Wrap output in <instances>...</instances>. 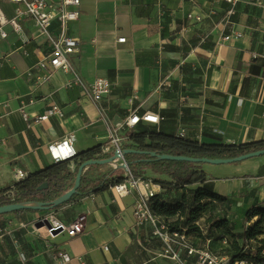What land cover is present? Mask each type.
<instances>
[{
    "label": "crops",
    "instance_id": "crops-1",
    "mask_svg": "<svg viewBox=\"0 0 264 264\" xmlns=\"http://www.w3.org/2000/svg\"><path fill=\"white\" fill-rule=\"evenodd\" d=\"M0 10L8 19L17 13L16 4L7 0H0ZM80 12L70 26L80 39L72 61L89 82L112 80V93L104 101L107 119L78 86H67L70 74L58 70L39 81L38 62L52 47L32 17H20L21 33L6 25L7 37L0 34V190L19 181V169L29 175L56 163L50 146L72 134L76 153L108 145L112 127L134 109L159 115L156 105L176 109V133L185 128L184 135L199 142L264 140V0H240L235 6L226 0H81ZM226 35L231 38L225 40ZM120 37L126 40L120 42ZM30 98H35L27 104L31 119L52 103L64 115L28 122L19 108ZM107 165L88 167L84 186L92 185L99 177L91 174ZM70 167H76L74 160ZM200 169L216 192L230 197L234 214L243 217L252 205L264 204V155L204 163ZM137 174L172 180L148 166ZM184 191L191 194L190 188H165L160 194L171 201ZM135 199V193L120 196L109 188L55 209L65 222L86 217L85 231L74 237L49 238L46 216L51 210L2 214L0 264H170L151 225L136 224ZM189 238L196 246L211 242ZM60 251L71 259L62 262ZM180 252L194 264V256L183 248Z\"/></svg>",
    "mask_w": 264,
    "mask_h": 264
},
{
    "label": "trees",
    "instance_id": "trees-1",
    "mask_svg": "<svg viewBox=\"0 0 264 264\" xmlns=\"http://www.w3.org/2000/svg\"><path fill=\"white\" fill-rule=\"evenodd\" d=\"M154 108L162 117L161 123L159 125L155 124V126L145 124L137 130L130 131L129 141L125 144L126 149L155 151L160 154L185 155L196 158H232L258 149H264V140L248 143H205L193 140L176 133V109H160L158 105ZM166 126L173 129L169 131ZM101 150L102 145H96L76 153L71 158L58 161L44 169L30 173L15 183L17 202L51 201L55 199L74 185L78 168L83 162L107 157V155L101 153ZM125 158L136 175H138V168L148 166L154 171L170 176L172 178L170 181L154 180L161 184L164 189L186 190L190 188L191 194L189 195L184 191L179 199L165 201L160 193L151 199V208L164 218L171 230L183 231L188 235L195 234L200 238H204L205 235L197 222L202 218V214L210 209L211 215L206 219L209 227L221 229L226 233L221 236L224 239L229 240L227 236L231 237L230 245L224 249L223 254L229 255L232 262L239 259L264 261V237H260L264 235V204H254L246 210L244 221L258 216L252 227L244 225L243 229L236 230V222L232 218V215H234L232 201L229 196L214 190L213 181L207 173L200 169L204 163L157 159L150 154L138 153H128ZM71 160L75 161L76 167L74 169L70 167ZM121 180H123V176L117 177L113 171L96 179L92 185L84 186L86 179L83 176L78 191L68 201L49 210H55L66 204L76 202L87 195L109 189L113 183ZM45 183H48V187L40 189V186ZM8 189L9 187L0 190V205L10 203V200L4 195ZM220 205L225 206V215L214 217L212 213ZM24 211L42 210L24 209L15 211V213ZM251 240L257 241L258 244L252 246Z\"/></svg>",
    "mask_w": 264,
    "mask_h": 264
},
{
    "label": "built area",
    "instance_id": "built-area-1",
    "mask_svg": "<svg viewBox=\"0 0 264 264\" xmlns=\"http://www.w3.org/2000/svg\"><path fill=\"white\" fill-rule=\"evenodd\" d=\"M16 4V15L10 19L6 18L3 12L0 10V34L3 37H7L6 25L11 27L17 33L23 31V26L20 23V17L24 14L29 15L35 21L39 31L46 35L51 43V51L47 56H44L39 62L38 67L42 70L39 76V81L43 82L50 78L53 72L63 71L70 74V78L67 82V86H78L81 91L87 94L94 105L98 109L100 115L107 119L106 108L104 107L105 99L112 93L113 82L108 77H98L95 80L87 81L77 66L72 61V56L77 52L80 39L76 35L71 34L70 26L72 23L77 22L80 19V5L81 0H7ZM229 3L236 5L240 0H226ZM23 5L25 10L20 7ZM235 13L234 7L228 11L227 20L232 23V16ZM54 24L58 25V30H54ZM235 34L240 36V33ZM231 35H226L225 40H229ZM120 42L126 40V37H120ZM35 98H30L29 101L22 100L20 111L24 119L28 122H39L46 120L52 116H63V108L56 103L49 105L45 113L38 115L31 119L30 113L27 110L28 102H34ZM161 117L154 111H145L140 113L139 109L130 111L121 121L115 123L112 127L108 145L102 147L101 153L108 156L113 155L115 151H119L123 154L126 140L128 135L139 124H159ZM185 128H181L178 132L180 135H184ZM75 142V135L72 134L65 138L61 143L50 146L53 158L58 162L71 158L76 154L73 147ZM57 151V153H56ZM62 152V155L61 153ZM63 153L65 155H63ZM127 163L125 156L122 159H116V164ZM123 180L113 183L112 188L118 195L124 196L130 193H135V202L133 206V214L137 225L149 224L152 227V235L160 240L162 243L161 255L170 259V264H188L187 257H183L180 248H183L187 252V256H194V264H258L256 261L250 259H239L231 261L229 255L212 251L208 247H199L192 243L189 235L183 231L171 230L164 218L157 214L151 208V199L164 191L165 189L161 184L155 182L153 179L136 175L134 171L129 167L123 168ZM19 180L25 178L27 174L22 171H17ZM4 195L10 200V203L17 202L16 200V188L12 185ZM46 219L49 221L47 233L49 238L55 239L59 235H67L68 237H74L82 234L85 231L86 223L85 216H80L74 219L72 222H65L61 220L55 210H51ZM200 228L204 227L200 224V220L197 222ZM3 231V230H1ZM4 232V231H3ZM227 242V239H224ZM107 248V247H105ZM23 256V254L21 253ZM24 257V256H23ZM59 258L62 262L69 261L71 255L66 251L59 252Z\"/></svg>",
    "mask_w": 264,
    "mask_h": 264
},
{
    "label": "water",
    "instance_id": "water-1",
    "mask_svg": "<svg viewBox=\"0 0 264 264\" xmlns=\"http://www.w3.org/2000/svg\"><path fill=\"white\" fill-rule=\"evenodd\" d=\"M128 153H138V154H150L151 156L157 158V159H170V160H179V161H192L196 163H211V164H225V163H234L243 161L249 158L262 156L264 155V149H258L255 151H251L248 153H244L241 155H238L236 157L232 158H207V157H189L185 155H171V154H160L155 151L148 152L143 150H137V149H123V154H121L119 151H115L113 155H110L105 158L101 159H91L88 161L83 162L79 168L76 175V179L74 182V185L56 197L55 199L51 201H40V200H31V201H19L14 203H7L0 205V215L9 213V212H15L18 210H24V209H32V210H49L52 207L58 206L63 204L64 202L68 201L79 189L81 186V181L83 174L85 170L92 166V165H103V164H113L115 163L116 159H122L123 156H125ZM128 166V163H122V164H116L115 168L121 167L126 168ZM48 187V183H45L40 186V189H45Z\"/></svg>",
    "mask_w": 264,
    "mask_h": 264
},
{
    "label": "rangeland",
    "instance_id": "rangeland-1",
    "mask_svg": "<svg viewBox=\"0 0 264 264\" xmlns=\"http://www.w3.org/2000/svg\"><path fill=\"white\" fill-rule=\"evenodd\" d=\"M97 166H94L92 168H89V172L96 169ZM105 170L100 171L99 173H93L91 174L93 177H102L105 174L109 173V172H113L117 175V177L123 176L124 174V170L121 167L115 168L113 165H107L104 168ZM86 182L88 180V177L85 176ZM224 205H220L219 208H217L215 211H213L212 215L214 217H222L225 215V211H224ZM211 215V210L207 209L203 214H202V218L200 219V224L203 225L204 229L203 234L205 235L204 238H201V240H199V243L203 244L204 242H206V237L207 238H211V242L206 243L205 246H199V247H208L210 248L212 251L214 252H218V253H223L224 249L229 247L230 245V236H227L229 240H227V242H225L221 236L226 234L224 233L221 229H217V228H210L209 225L206 222V219ZM245 215H246V211L243 213V217H240V215L234 214L232 215V218L235 219L236 222V230H241L244 228V225L248 226V227H252L254 225V223L256 222V220L258 219L257 217H252L250 220L244 221L245 220ZM231 216V215H230ZM264 225V222H263ZM194 236L199 237L197 235L194 234ZM260 237H264V235L260 236ZM252 246H256L258 243L255 240H251L250 241ZM256 263L258 264H264V261H257Z\"/></svg>",
    "mask_w": 264,
    "mask_h": 264
},
{
    "label": "bare ground",
    "instance_id": "bare-ground-1",
    "mask_svg": "<svg viewBox=\"0 0 264 264\" xmlns=\"http://www.w3.org/2000/svg\"><path fill=\"white\" fill-rule=\"evenodd\" d=\"M56 153H57V151H56ZM61 153V155H62V152H60ZM66 154V153H65ZM64 153H63V155H65ZM119 164V163H118ZM110 165H114L115 166V164H110Z\"/></svg>",
    "mask_w": 264,
    "mask_h": 264
}]
</instances>
